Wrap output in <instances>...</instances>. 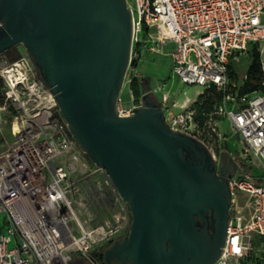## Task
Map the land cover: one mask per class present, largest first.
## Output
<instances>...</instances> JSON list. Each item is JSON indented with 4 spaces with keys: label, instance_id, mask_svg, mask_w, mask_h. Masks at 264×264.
Returning a JSON list of instances; mask_svg holds the SVG:
<instances>
[{
    "label": "built area",
    "instance_id": "built-area-1",
    "mask_svg": "<svg viewBox=\"0 0 264 264\" xmlns=\"http://www.w3.org/2000/svg\"><path fill=\"white\" fill-rule=\"evenodd\" d=\"M131 47L166 52L182 82L223 93L212 114L227 117L244 153L261 173L228 180L229 225L215 264H264V91L230 93L229 67L256 45L264 85V0H131ZM127 3V0H126ZM1 24V20H0ZM155 40L145 45L144 37ZM0 78L11 111V139L0 150V264H106L94 248L124 229L126 201L105 169L75 140L50 87L30 57L0 60ZM161 99L169 95L161 91ZM119 116L138 109L117 106ZM166 124L195 138V110H167ZM208 124L221 139L218 121ZM213 157V151H209ZM237 163L238 161L231 156ZM98 166V167H96ZM244 193L239 206L237 194ZM98 205L114 209L113 221L95 223Z\"/></svg>",
    "mask_w": 264,
    "mask_h": 264
},
{
    "label": "water",
    "instance_id": "water-1",
    "mask_svg": "<svg viewBox=\"0 0 264 264\" xmlns=\"http://www.w3.org/2000/svg\"><path fill=\"white\" fill-rule=\"evenodd\" d=\"M0 20V53L18 43L28 49L69 131L127 203L128 234L105 249L103 261L117 254L132 264H214L230 191L184 158V149L203 143L169 127L155 101L118 115L131 49L126 0H0ZM211 207L218 227L209 244L194 214Z\"/></svg>",
    "mask_w": 264,
    "mask_h": 264
},
{
    "label": "rangeland",
    "instance_id": "rangeland-1",
    "mask_svg": "<svg viewBox=\"0 0 264 264\" xmlns=\"http://www.w3.org/2000/svg\"><path fill=\"white\" fill-rule=\"evenodd\" d=\"M127 5L129 7L132 6V1L127 0ZM144 40H146L144 42L145 45H151L152 41L155 40V34H153L152 37H144ZM166 51V47L160 52H153L146 46L132 45L116 107L122 106L129 108L136 106L140 108L143 106L142 95L147 93L148 97L163 109L164 118H166V113L164 112L167 110L173 113L180 111V107H173L175 100L182 99L185 94H193L195 87L198 88V86L188 85L181 81L178 75L172 70V59L169 55H166ZM248 54L249 52L242 54L239 61L233 63L231 67L229 73L230 93L235 94L238 92L245 82V74L251 62V55L249 54L248 56ZM23 55L27 56V51L22 43H18L0 53V60L3 57L8 60H14ZM133 77H136L138 82V97L134 96L130 87V81ZM161 90L168 93L169 102L163 103L159 100L158 95H160ZM213 101L214 98H210V102ZM6 104V99L2 98V83L0 81V150H2L11 139L10 120L12 111L8 107H6V109L1 108ZM191 105L192 104H190L189 107H191ZM215 108L216 111L219 110L220 104L216 105ZM212 117H220L218 121V130L222 138H217L212 131L208 133V124L203 125L197 123L192 126V134L195 135V138L201 141L208 151H213L216 159L220 156L225 159H230L231 156L234 157L238 161L237 170L234 173L235 176L241 175L244 172H249L253 175L260 174V168L244 153L243 144L240 141L239 135L234 131L230 120L216 113L212 114ZM237 198L239 200V206H243L245 195L240 192L237 194ZM113 213L114 209L112 207L100 206L97 204L95 208V223L112 222ZM130 223L131 214L128 209V220L124 229L114 234L110 240L97 245L93 250V254H97L98 256L103 255L105 249L111 246L113 241H118L126 237Z\"/></svg>",
    "mask_w": 264,
    "mask_h": 264
},
{
    "label": "flooded vegetation",
    "instance_id": "flooded-vegetation-1",
    "mask_svg": "<svg viewBox=\"0 0 264 264\" xmlns=\"http://www.w3.org/2000/svg\"><path fill=\"white\" fill-rule=\"evenodd\" d=\"M25 49L35 69L40 74L39 67L34 61L33 56L29 53L26 47ZM202 147L203 149L201 148L199 151L184 149L183 150L184 158L191 161L193 164L205 167V169L209 174H213L219 177L220 181L222 182L224 181L228 187V180L231 176L234 175L235 171L237 170V163L231 157H230L231 160L225 159L222 156L216 159L211 155V153L203 144ZM227 215L229 218V208L227 209ZM194 218H195V226H197V228L203 233L209 244L214 243V238L216 236L217 227H218V220L215 209L211 207L201 213H195ZM122 240L123 239H120L118 241H113L112 244L118 246L122 242ZM108 264H132V263L129 258H124L122 255L116 254L109 258Z\"/></svg>",
    "mask_w": 264,
    "mask_h": 264
},
{
    "label": "trees",
    "instance_id": "trees-1",
    "mask_svg": "<svg viewBox=\"0 0 264 264\" xmlns=\"http://www.w3.org/2000/svg\"><path fill=\"white\" fill-rule=\"evenodd\" d=\"M252 46V47H251ZM251 47V49H250ZM249 54L251 55V62L248 65L246 74H245V82L243 86L238 90L239 94H245L252 92L253 90H260L264 91V85H262V71L260 67V56L259 52L256 48V45H250L248 49ZM248 54V56H249ZM229 67V73L231 71V67ZM41 76V75H40ZM42 78V76H41ZM43 79V78H42ZM2 83V79L0 78ZM130 87L133 91L135 97L139 96L138 91V82L136 77H133L130 81ZM223 93L216 89V87L211 86L201 92L197 99L192 103L191 108L195 110L194 120L197 124H208L209 115L216 111V105L221 104L222 102ZM2 98L5 99L4 92H3V84H2ZM210 98H214L213 102H210ZM213 118V117H212ZM220 120V117H214L213 120ZM208 133H210L211 127L208 124ZM214 134V132H212ZM253 246L255 249L264 248V239L260 236L253 237ZM259 257L264 256V253H259ZM100 258L103 259V255H100Z\"/></svg>",
    "mask_w": 264,
    "mask_h": 264
},
{
    "label": "crops",
    "instance_id": "crops-1",
    "mask_svg": "<svg viewBox=\"0 0 264 264\" xmlns=\"http://www.w3.org/2000/svg\"><path fill=\"white\" fill-rule=\"evenodd\" d=\"M166 48H167V51L166 52H168L169 50H171V48H172V44H170V43H168L166 46H165ZM164 47V48H165ZM167 55V54H166ZM161 91H163V90H161ZM202 92V88H196L195 87V90H194V92H193V94H185L184 95V97L182 98V99H177V100H175V102H174V104H173V107H175V108H177V107H180L181 109H180V111H182L183 109H185V107L186 108H188L189 106H190V104H192L196 99H197V97H198V95L200 94ZM158 98H159V100L160 101H162V99H161V93H160V95H158ZM142 101H143V105L146 103V102H149V101H152L149 97H148V95H147V93H144L143 95H142ZM163 102V101H162ZM168 102H169V100H168ZM164 103V102H163ZM170 111V110H169ZM180 111H178V112H180ZM167 112L168 111H166V112H164V113H166L167 114ZM170 112H172V111H170ZM178 112H175V113H178ZM173 113V112H172ZM244 194V193H243ZM245 195V194H244ZM241 207H243V206H241Z\"/></svg>",
    "mask_w": 264,
    "mask_h": 264
}]
</instances>
